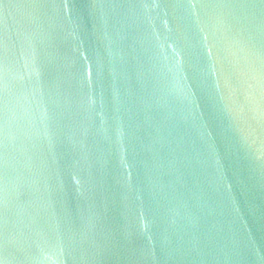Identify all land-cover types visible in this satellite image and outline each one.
Returning a JSON list of instances; mask_svg holds the SVG:
<instances>
[{
  "label": "water",
  "instance_id": "95a60500",
  "mask_svg": "<svg viewBox=\"0 0 264 264\" xmlns=\"http://www.w3.org/2000/svg\"><path fill=\"white\" fill-rule=\"evenodd\" d=\"M0 264H264V0H0Z\"/></svg>",
  "mask_w": 264,
  "mask_h": 264
}]
</instances>
